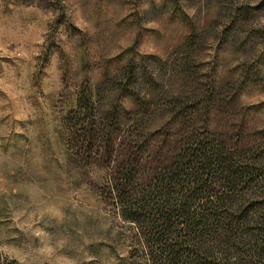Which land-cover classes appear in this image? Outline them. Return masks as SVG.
Returning <instances> with one entry per match:
<instances>
[{
  "label": "rangeland",
  "instance_id": "obj_1",
  "mask_svg": "<svg viewBox=\"0 0 264 264\" xmlns=\"http://www.w3.org/2000/svg\"><path fill=\"white\" fill-rule=\"evenodd\" d=\"M132 60L156 68L162 93L215 95L209 129L264 151V0H0L1 262L147 264L113 187ZM111 114L112 139L79 155L83 129Z\"/></svg>",
  "mask_w": 264,
  "mask_h": 264
},
{
  "label": "trees",
  "instance_id": "obj_2",
  "mask_svg": "<svg viewBox=\"0 0 264 264\" xmlns=\"http://www.w3.org/2000/svg\"><path fill=\"white\" fill-rule=\"evenodd\" d=\"M185 56L191 61V53ZM145 63L132 60L119 83L123 98L136 105H123L125 157L121 189L113 187L123 218L136 225L147 264H264L263 146L237 148L224 133L212 132L215 95L185 101L162 93L156 68ZM91 96L77 99V117L84 122L94 118ZM117 118L111 114L83 129L79 155L88 156L100 137L111 140ZM167 118L171 122L158 124ZM163 136V143L174 139L164 161L157 151L165 145L154 148Z\"/></svg>",
  "mask_w": 264,
  "mask_h": 264
}]
</instances>
